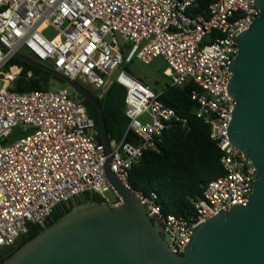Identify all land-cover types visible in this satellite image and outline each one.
Segmentation results:
<instances>
[{
    "label": "built area",
    "instance_id": "built-area-1",
    "mask_svg": "<svg viewBox=\"0 0 264 264\" xmlns=\"http://www.w3.org/2000/svg\"><path fill=\"white\" fill-rule=\"evenodd\" d=\"M254 2L210 0L202 14L196 0H0V260L60 205L87 195L111 207L123 203L106 178V147L85 105L68 88L12 91L24 70L17 54L93 86L100 97L113 83L126 88L128 127L121 140L109 139L110 168L167 236L172 253L184 255L200 224L249 203L256 168L230 142L236 100L227 87L237 38L260 15ZM159 57L172 87L195 86L196 115L211 126L222 152L224 175L207 185L188 217L165 213L157 193L129 183L133 166L160 152L170 124H187L160 100L162 92L126 71L134 60L150 65Z\"/></svg>",
    "mask_w": 264,
    "mask_h": 264
},
{
    "label": "water",
    "instance_id": "water-1",
    "mask_svg": "<svg viewBox=\"0 0 264 264\" xmlns=\"http://www.w3.org/2000/svg\"><path fill=\"white\" fill-rule=\"evenodd\" d=\"M254 7L260 15L237 38L238 53L229 66L233 79L227 87L236 100L228 135L256 168L253 194L246 206L236 205L200 224L184 255L170 251L167 236L111 171L104 110L95 96L79 82L15 56L65 82L82 97L81 103L93 105L108 155L105 175L123 203L77 207L5 264H264V0H255Z\"/></svg>",
    "mask_w": 264,
    "mask_h": 264
},
{
    "label": "trees",
    "instance_id": "trees-1",
    "mask_svg": "<svg viewBox=\"0 0 264 264\" xmlns=\"http://www.w3.org/2000/svg\"><path fill=\"white\" fill-rule=\"evenodd\" d=\"M196 1L199 6L196 12L205 14L210 0ZM15 62L23 66L24 70L12 91H47L53 81L66 84L32 65L21 61ZM28 72H32L33 75L29 77ZM156 86H159V82H156ZM194 88L193 84L172 87L170 82L161 91L154 89L156 92H162L160 100L164 105L175 109L180 118L186 119L187 124L171 123L163 134L160 152L146 153L133 166L129 179L135 191L146 194L157 193L165 213L184 217L193 213V202L202 197L207 185L224 175L221 165L222 152L211 138V126L196 115L198 103L191 97ZM93 95L104 110L108 138L121 140L128 127L126 88L113 83L103 97ZM84 105L88 114L95 120L96 129L100 134L98 139L102 141L98 114L90 102H85ZM89 204H102L101 197L87 195L76 204L60 205L55 208L44 227L29 226L27 234L22 236L14 249L6 252L0 264H5L28 243L77 207Z\"/></svg>",
    "mask_w": 264,
    "mask_h": 264
},
{
    "label": "rangeland",
    "instance_id": "rangeland-1",
    "mask_svg": "<svg viewBox=\"0 0 264 264\" xmlns=\"http://www.w3.org/2000/svg\"><path fill=\"white\" fill-rule=\"evenodd\" d=\"M27 55V54H25ZM167 70V64L165 60L162 57L156 58L152 64L147 65L144 64L138 60H134L130 65L127 66L126 71L136 78L137 80H140L141 82L149 85L153 89H159L160 91L163 90V88L171 82V79L169 76H167L166 73ZM119 74V71H116L112 76V80H116L117 76ZM156 82H159V86H156ZM82 84L84 87L87 88L92 94H95L97 96H100V92L96 91L95 88L89 84ZM1 87V84H0ZM62 88H68L72 94L73 97H75L77 100H80L82 97L73 89L70 88L67 84H61L57 81H53L51 88L47 91H57ZM143 121L148 120L147 116H144ZM106 196L109 198L111 202L115 201V196L111 192H107Z\"/></svg>",
    "mask_w": 264,
    "mask_h": 264
},
{
    "label": "crops",
    "instance_id": "crops-1",
    "mask_svg": "<svg viewBox=\"0 0 264 264\" xmlns=\"http://www.w3.org/2000/svg\"><path fill=\"white\" fill-rule=\"evenodd\" d=\"M110 139V138H109Z\"/></svg>",
    "mask_w": 264,
    "mask_h": 264
}]
</instances>
